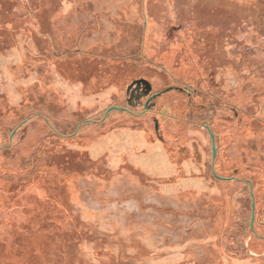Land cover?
Returning a JSON list of instances; mask_svg holds the SVG:
<instances>
[{"label":"rangeland","instance_id":"374dc122","mask_svg":"<svg viewBox=\"0 0 264 264\" xmlns=\"http://www.w3.org/2000/svg\"><path fill=\"white\" fill-rule=\"evenodd\" d=\"M0 264H264V0H0Z\"/></svg>","mask_w":264,"mask_h":264},{"label":"crops","instance_id":"0c3cea01","mask_svg":"<svg viewBox=\"0 0 264 264\" xmlns=\"http://www.w3.org/2000/svg\"><path fill=\"white\" fill-rule=\"evenodd\" d=\"M137 63H136V61H130V60H122L121 61V63H120V65H124V67L123 66H120V69H121V71L124 73V74H122L121 75V77H120V79H119V84H117V82H115L116 83V86L119 88V85L121 86V87H123V88H125V91H124V93H123V97H124V102H126L127 104H129L128 103V101L130 100L131 101V99L132 98H134V99H137V96H136V94L133 92V90L135 91V89H137V88H140V87H142V86H144V87H146V93H145V97H141V96H139V99L140 100H143V99H146L147 98V96H146V94H150V92H151V89H152V87L151 86H149V85H151L150 83H148L147 81H143V80H140V81H138V80H136V79H133V81L132 82H130V75L131 74H135V69H134V66L136 65ZM99 71L100 72H107V73H109L108 72V70L106 71V68H102L101 66H99ZM107 73H105V74H107ZM136 75V74H135ZM130 83V84H129ZM162 92H164V90L162 91ZM162 92H160V93H162ZM122 95V94H121ZM154 96H156V94L155 95H153V96H151L149 99H148V101H146L145 102V104H144V107H145V105H148V104H150L151 103V101H152V99H153V97ZM143 107V109L145 110V112H148L147 111V109H145ZM133 109V111H137V109H136V107L135 108H132ZM110 110H114V111H126L125 109H123V108H117V107H111V108H109V111ZM165 132V131H164ZM165 135H168L167 134V131L165 132Z\"/></svg>","mask_w":264,"mask_h":264},{"label":"water","instance_id":"95a60500","mask_svg":"<svg viewBox=\"0 0 264 264\" xmlns=\"http://www.w3.org/2000/svg\"><path fill=\"white\" fill-rule=\"evenodd\" d=\"M144 108L148 109V106L145 105ZM210 138H211L212 144H213L214 140H213V135L211 133H210ZM214 156H215V148H214V144H213L212 145V158H214ZM217 179L223 180L222 178H219V177H217ZM253 221H254V203L251 204V224H250L251 227L253 225Z\"/></svg>","mask_w":264,"mask_h":264},{"label":"trees","instance_id":"16d2710c","mask_svg":"<svg viewBox=\"0 0 264 264\" xmlns=\"http://www.w3.org/2000/svg\"><path fill=\"white\" fill-rule=\"evenodd\" d=\"M256 209V207H255V205H254V210ZM249 230L252 232V233H254V226L252 225V227L251 226H249Z\"/></svg>","mask_w":264,"mask_h":264}]
</instances>
